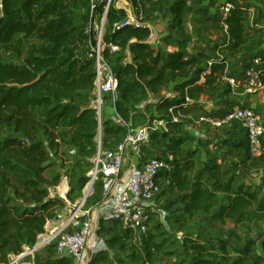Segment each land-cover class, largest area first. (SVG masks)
<instances>
[{
	"label": "trees",
	"instance_id": "16d2710c",
	"mask_svg": "<svg viewBox=\"0 0 264 264\" xmlns=\"http://www.w3.org/2000/svg\"><path fill=\"white\" fill-rule=\"evenodd\" d=\"M121 1L117 0L107 13L102 56L116 75L119 96L114 107L124 121L131 120L133 125L139 113L131 115L135 107L151 97H161L153 106L164 115L152 116L140 126L154 119L167 122L168 131L151 132L148 147L142 148L144 159L172 156L173 169L163 177L168 187L162 186L159 197L167 196V189L172 188L176 193L173 203L187 217L207 215L220 224L264 223V189L254 188L235 176L224 182L222 178L234 170L218 164L219 156L207 148L210 143L185 130L183 120L172 122L167 117L169 109L179 115L201 98L220 99L224 109L239 105L228 101L230 87L217 82L230 69L226 58L221 56L204 69L197 68L199 59L185 55L191 41L187 24L195 12L193 2L125 0V6ZM224 1L232 5L223 22L226 33L232 47L239 50L248 42L249 33L258 31L249 19L254 0ZM128 13L138 26L114 27L125 23ZM88 14V0H0V128L19 134H0V264L22 253L24 247L32 248L56 210L64 207L61 200L48 193L58 183V176L47 178L44 174L52 152L57 154L64 145L75 153L68 170L72 187L67 200L81 198L89 180L90 159L97 151V119L91 107L95 61L86 53L89 46L95 45L93 32H86ZM159 17L165 19L166 32L156 38L153 22ZM109 45L117 50L111 53ZM6 55L21 60V64L5 61ZM235 71L238 70L229 71L230 75ZM106 101L108 106V97ZM126 133L125 128L104 116L101 148H116ZM232 134L235 140H223L226 147L251 158L244 130L242 134ZM193 143L206 148L207 158L211 159L210 164H199L200 170H196L193 156L184 152L185 144ZM253 159L264 165V137L262 155ZM93 190L85 200L90 209L101 200L100 178ZM106 223L110 225L109 236L104 239L107 249L90 264H113L111 253L119 250L129 251L135 261L155 264L163 253L162 242L150 229L146 238L135 242L132 233L118 222ZM106 223L100 224V237ZM184 239L190 252L187 264H264V235L245 238L242 247L233 248V258L228 255L225 241L219 242L217 253L201 240ZM44 252L47 257L42 264H73L68 259L55 258L53 244H48Z\"/></svg>",
	"mask_w": 264,
	"mask_h": 264
},
{
	"label": "built area",
	"instance_id": "2783aa9c",
	"mask_svg": "<svg viewBox=\"0 0 264 264\" xmlns=\"http://www.w3.org/2000/svg\"><path fill=\"white\" fill-rule=\"evenodd\" d=\"M88 1L89 14L86 32L90 30L93 32L95 45L89 46V51L86 53L87 57L94 58L95 61L91 107L96 111L97 151L92 158L91 170L87 173L89 180L85 189L89 191L95 181L100 178L102 182L101 200L93 209H86L82 213V219L74 214L64 222L61 216H57L55 224L58 226L52 228L55 229L53 234L46 235L47 240L43 244L38 246L37 241L32 249L24 247L26 252L23 250L18 255L9 256L4 264H42L35 259V253L40 248L51 244L52 241L55 258H65L73 264H90L94 257L107 249L104 240L98 234L101 222H118L122 229L132 233L135 242H140L147 236L151 217L158 212L157 202L162 186L167 187L168 182L163 180V177L173 169L170 154H166L164 158L149 159H144L142 154V148L149 145L151 132L168 131L166 120L154 119L145 126L134 127L131 120L124 121L115 111L114 105L119 96L118 82L115 73L104 60L102 51L106 16L109 8L117 0ZM231 7L232 5L228 2L220 6L221 23L229 15ZM128 19L133 20L134 23H130ZM122 25L138 26V23L131 14L127 16L125 23L115 24L114 27L120 28ZM223 26L226 28L224 23ZM258 30L264 35V21ZM108 48L111 53L117 50L112 45ZM226 73L219 76L217 82L229 86L233 94L250 98L264 93V49L245 59L241 71H235L231 75ZM163 95L164 92L161 93V96ZM106 97L110 102L108 106H106ZM160 98V96L151 97L144 104L136 106L131 115H136L137 111L143 109L146 104H157ZM106 108L110 114L107 113ZM107 115L115 124L127 131L123 140L112 150L102 149L100 142L102 119ZM176 115L178 114H175L173 109L168 110L167 117L172 122L179 121ZM199 121L214 129L237 124L246 134V147L249 155L253 158L262 155L264 125L261 117L253 108L234 105L223 109L217 117L203 115ZM128 158L130 159L129 164H127ZM67 223L69 225L66 228L71 226V231H64L63 228Z\"/></svg>",
	"mask_w": 264,
	"mask_h": 264
},
{
	"label": "rangeland",
	"instance_id": "374dc122",
	"mask_svg": "<svg viewBox=\"0 0 264 264\" xmlns=\"http://www.w3.org/2000/svg\"><path fill=\"white\" fill-rule=\"evenodd\" d=\"M190 1H192L195 6V12L190 17L187 24V32L191 37V41L188 50L185 51V55L200 60V64L197 68L205 69L209 67V64H212L222 56L226 58L229 63V71H232L234 68L241 71V63L243 60L264 49V36L260 30L249 33L248 42L241 49L236 50L232 47V43L226 33V28L222 25L219 15V8L225 2L224 0ZM249 19L253 26H260L262 24L264 21V0H254L249 10ZM164 20L165 19L162 17H159L153 22V32L156 38H158L160 34L166 32ZM128 21L134 23L131 19H128ZM254 30H257L256 26H254ZM159 46L163 48L161 43ZM168 50L174 51L173 48H169ZM4 59L12 64H21V60L16 59L12 55H6ZM229 71H227V75H230ZM228 101L240 104L246 101L253 103L256 106V111L258 110L257 112L261 120L264 121V93L250 98L232 94L228 98ZM220 103V99L206 101L205 98H201L198 103L190 107L186 112L179 113V116L176 115V117L178 120L184 121L185 130L186 128L187 130L189 129V132L196 137L203 136L202 138L210 143L207 148L219 156V160H217L218 164H222L234 170V172L222 178L224 182L230 177L235 176L237 180H241L254 188L264 189V165L259 164L255 159H248L245 155L240 157L235 152L229 151L228 147L223 143L225 139L235 140L234 138L236 137L230 134V132L234 134L240 132V134H242L240 126L232 124L230 126L214 129L199 121V118L203 116L204 113L217 117L220 114V110L225 108V106L220 105ZM159 114L164 115L163 112L156 110L155 106H144L134 118L133 126L140 127L145 124L149 118L156 115L159 116ZM0 134L4 137L19 136V134H16L9 128H0ZM101 138L102 133L100 135V140ZM198 145L193 143L185 144L184 146V152L187 154L186 156H193L196 170H200L199 164L211 163V159L207 158L205 152L206 148L202 146L199 147ZM74 154L72 149L62 145L59 147L57 154L52 152L46 163V169L44 171L45 176L47 178L58 176L57 185L48 189L49 196L61 200L64 204V207L60 211L56 210L55 217L48 221V223H51L52 228L58 226L55 224L57 216H61L64 222L70 219L74 214H77V216L82 219V213L90 208L86 207L85 200L92 196L94 191L93 186L91 188L89 187V191H86L84 187L81 198L75 202H70L67 198L64 199L58 196V188L63 183L67 184L68 190L72 187L68 179V170L72 168L75 157ZM90 162L92 164V159H90ZM129 162L130 159L128 158L127 164H129ZM217 177L220 178L218 175ZM166 186L168 187V184H166ZM174 194L176 193L173 189L169 188L167 189V196L159 197L157 202L158 212L154 213L153 218L150 220V232H153L157 237L156 240L163 244V253L158 256L155 264H187L190 259V252L185 246L184 238L186 237L205 242V244L210 246L213 251L217 253L219 242L225 241L227 242L226 249L228 255L233 258L235 257L233 248L242 247L245 238L256 239L264 235V223L237 224L233 221H226L220 224L212 221L207 215L187 217L180 212V206L173 203L175 201ZM82 200L84 201L81 202ZM78 202H80V204ZM48 223L46 225H48ZM68 225L69 223L64 226V231L72 230L71 226L66 228ZM46 227L49 229V226ZM46 227L44 235H49L48 231H46ZM109 228V223L108 225L106 223L101 237L99 236L102 240L108 238ZM37 241L38 239L36 242ZM51 244H53V241ZM127 245H130V243H127ZM24 251L26 252L25 249ZM111 254L114 256L115 260L113 264H145L129 257V251L119 250ZM46 257L43 247L35 253V259L39 262H43Z\"/></svg>",
	"mask_w": 264,
	"mask_h": 264
},
{
	"label": "bare ground",
	"instance_id": "6f19581e",
	"mask_svg": "<svg viewBox=\"0 0 264 264\" xmlns=\"http://www.w3.org/2000/svg\"><path fill=\"white\" fill-rule=\"evenodd\" d=\"M68 192V186L66 183H63L62 185H60V187L58 188V196L60 198H66V194ZM62 222V221H61ZM48 223V222H47ZM46 226H49V229H47ZM46 231H48L49 234H53L55 229H52L51 227V223H48V225H46ZM47 240L46 235H38V246H40L41 244H43V242H45Z\"/></svg>",
	"mask_w": 264,
	"mask_h": 264
},
{
	"label": "crops",
	"instance_id": "0c3cea01",
	"mask_svg": "<svg viewBox=\"0 0 264 264\" xmlns=\"http://www.w3.org/2000/svg\"><path fill=\"white\" fill-rule=\"evenodd\" d=\"M222 25H223V23H222ZM254 26H256V29L258 30V28H259V25H254ZM262 33V32H261ZM233 94V93H232ZM234 95H238V94H234ZM239 96H242V95H239ZM244 97H246L247 98V96H244ZM249 98V97H248ZM239 105H244V106H248V107H251V108H253L254 110H256V106L253 104V103H251V102H248V101H246V102H243L242 104H240V103H238ZM224 109V108H223ZM257 109H262V108H257ZM222 110V109H221ZM258 111V110H257ZM261 122H262V124L264 125V121H262L261 120ZM189 130V129H188ZM231 133V132H230ZM233 133V132H232ZM231 133V134H232ZM238 138V137H237ZM228 149H229V151H232V152H235L237 155H238V153L235 151V149L233 148V147H228ZM242 155H244L243 153L241 154V155H239L240 157L242 156ZM252 159H253V157H251Z\"/></svg>",
	"mask_w": 264,
	"mask_h": 264
},
{
	"label": "water",
	"instance_id": "95a60500",
	"mask_svg": "<svg viewBox=\"0 0 264 264\" xmlns=\"http://www.w3.org/2000/svg\"><path fill=\"white\" fill-rule=\"evenodd\" d=\"M121 2H122L125 6L128 5V4H127V1H125V0H122ZM128 14L130 15V13H128Z\"/></svg>",
	"mask_w": 264,
	"mask_h": 264
}]
</instances>
